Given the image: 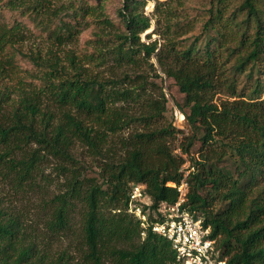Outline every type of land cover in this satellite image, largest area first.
Listing matches in <instances>:
<instances>
[{
	"label": "trees",
	"instance_id": "trees-1",
	"mask_svg": "<svg viewBox=\"0 0 264 264\" xmlns=\"http://www.w3.org/2000/svg\"><path fill=\"white\" fill-rule=\"evenodd\" d=\"M108 1H7L10 10L30 15L42 34L24 23L0 28V52L11 47L6 65L13 69L20 54L34 66L21 68L9 86L2 84L0 64V184L24 198L41 193L56 184L45 173L52 160L60 190L35 224L0 197V264H71V255L54 252L51 241L73 232L76 212L81 264H178L170 242L152 228L179 200L169 184L183 182L184 207L210 227L228 264H264V0L237 6L209 0L202 34L187 47L184 36L195 29L197 17L179 15L174 0L156 5L161 41L149 35L148 42L142 40L153 19L145 11L148 0H122L118 23L106 12ZM93 25L92 52L62 57L63 47ZM202 37L207 42L199 47ZM33 39L45 41V49L29 46ZM153 57L184 95L177 109L192 133L175 154L166 140L181 132L173 122L160 131L147 128L116 158L112 136L134 123L148 126L167 112L165 97L159 102L145 96L148 80L138 72ZM91 63L100 71L86 67ZM244 75L251 83L239 91ZM220 92L234 100L215 102ZM196 144L198 157L191 156ZM79 148L101 161L99 179L88 176ZM184 155L190 158L188 174ZM133 185H144L152 200L143 209L146 227L130 212Z\"/></svg>",
	"mask_w": 264,
	"mask_h": 264
},
{
	"label": "rangeland",
	"instance_id": "rangeland-1",
	"mask_svg": "<svg viewBox=\"0 0 264 264\" xmlns=\"http://www.w3.org/2000/svg\"><path fill=\"white\" fill-rule=\"evenodd\" d=\"M8 0H0V28H10L17 23H24L27 27L32 30L36 35L41 36V32L39 29L35 28V24L32 19L25 15L21 14V10L12 11L7 8ZM171 0H148V5L145 9L146 14L149 15L152 19L151 28L142 35V40L145 42L151 40H159L161 41V33L163 31V22L158 23L159 15L155 14L156 5L158 2L168 3ZM209 0H174L172 3L173 9H178V14L183 15L186 14L188 17H197V24L195 29L188 35L184 36L185 43L183 47H187L194 41L196 36H200L202 33V24L204 23V19L207 17L206 13L203 12L204 8L208 7ZM234 6L239 5L243 0H232ZM122 5V0H109L106 5V12L111 19H113L116 23L120 20L118 17V9ZM178 7V8H177ZM185 7V10H184ZM184 10V12H183ZM198 15V16H196ZM201 16V17H200ZM94 31L95 26H91L87 30H85L79 37L77 41L74 43H70L68 46L63 47V51H61V56L65 57V53L68 51H75V53L79 57L83 56V51L92 52V47L88 45L89 41H93L94 39ZM201 33V34H200ZM151 35L152 39L148 40L147 37ZM17 41L16 47H21V40L18 38L15 39ZM207 42L206 37H202L199 42V47H203ZM40 47L41 49H45L47 43L45 41H41V39H33L28 43L29 46ZM11 54V47L7 46L4 51L0 52V64L1 68L4 66L3 75L6 77L3 78L2 84L8 83V85H14L17 82V76L21 75V68L24 70L32 71L34 70V66L32 63L26 59L21 57L20 54H17L15 57L14 65H16V73L15 67L13 69L9 68L10 66L6 65L5 60ZM152 65L154 69L152 68ZM86 67H90L93 71H100L99 68L96 67L95 64L86 65ZM106 67H102L101 71L104 76L109 77L110 73L106 70ZM13 71V73H12ZM144 74L147 78L148 82L146 83V92L145 96L151 101H159L162 102L167 99V112L164 116L153 120L147 126L144 123H134L127 129L122 130L117 135L112 136L110 139V144L113 146V149L116 151V158L122 157V155L126 152V147L129 142L132 140L133 136L136 133H141L145 131V129L149 130H157L160 131L162 129H166L168 125L172 122L173 124L181 130L178 134L176 133L175 137L166 136V140H169L171 143V147L174 150L175 154L181 153V148L185 144L183 138L185 136H189L192 133V129L188 126L187 122L179 123L177 121L175 110L177 106L180 107L184 101V95L179 92V88L176 85L173 79H169L162 71L160 64L158 63L156 58H152L149 63L143 62L141 69L138 71ZM156 73L160 76L157 77ZM257 74H254L253 78H256ZM251 83V78L248 75L242 76L239 82V91H246L249 88ZM15 95L13 94V97ZM264 99V95H263ZM230 100L233 101L234 98H230L229 95L225 92H220L214 97V101L220 103L221 101ZM179 110V109H178ZM181 146V147H179ZM176 148V149H175ZM200 144H196L192 149L191 156L198 157L199 156ZM77 156L81 161H83L88 166V176L95 177L99 179L101 174L100 164L101 161L97 158L89 155L86 152V149L79 148L77 152ZM184 159L187 162L182 166V169L186 170L190 165V158L187 155H184ZM55 163L54 161H50L46 164L45 173L49 175L52 179L55 180L56 184L48 185L47 188H44L41 193H31L28 198H24L23 195H13L12 190L9 186H5L0 184V197L6 198L11 201L14 207L21 209L22 212L26 213L27 217L33 220L35 224L36 221H42L43 218L47 214V201L54 197L55 194L59 193V186L57 185V174L54 170ZM188 174V171H185ZM174 184H169V186H173ZM30 200V201H29ZM152 205V200L147 195L144 197L143 202L140 203V208L142 210L145 206ZM147 213L151 211L147 209ZM42 213V215H41ZM73 232L70 235L65 236L61 239L56 238V240L51 241V245L54 246L53 251L56 250L60 253L61 251H66L69 255H71V264H81L82 257V229H81V215L79 212H76L74 215V220L72 223ZM147 226V225H146ZM144 226V227H146ZM145 235L142 234V237ZM105 264H115L112 261H107Z\"/></svg>",
	"mask_w": 264,
	"mask_h": 264
},
{
	"label": "built area",
	"instance_id": "built-area-1",
	"mask_svg": "<svg viewBox=\"0 0 264 264\" xmlns=\"http://www.w3.org/2000/svg\"><path fill=\"white\" fill-rule=\"evenodd\" d=\"M175 115L179 123L184 122L185 116L178 109ZM173 186L179 192V200L166 210L164 221L154 225L153 231L170 242L178 264H228L217 248V240L211 237L210 227H205L202 219L184 207L187 183ZM145 191L144 185H133L130 200V212L143 222V226L147 225V217L140 203L147 196Z\"/></svg>",
	"mask_w": 264,
	"mask_h": 264
}]
</instances>
